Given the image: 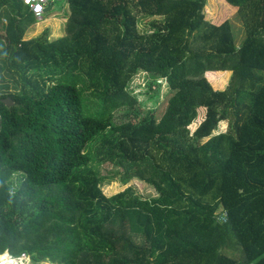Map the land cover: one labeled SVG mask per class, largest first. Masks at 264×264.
Returning <instances> with one entry per match:
<instances>
[{
  "label": "trees",
  "instance_id": "16d2710c",
  "mask_svg": "<svg viewBox=\"0 0 264 264\" xmlns=\"http://www.w3.org/2000/svg\"><path fill=\"white\" fill-rule=\"evenodd\" d=\"M207 1L65 0L62 35L25 39L32 13L0 0V253L264 264V0H216L211 18ZM229 7L245 29L238 45ZM140 16L161 18L139 31ZM140 71L155 76L148 99L165 80L159 116L128 89ZM132 176L156 195L103 191ZM230 241L237 253L225 252Z\"/></svg>",
  "mask_w": 264,
  "mask_h": 264
},
{
  "label": "rangeland",
  "instance_id": "374dc122",
  "mask_svg": "<svg viewBox=\"0 0 264 264\" xmlns=\"http://www.w3.org/2000/svg\"><path fill=\"white\" fill-rule=\"evenodd\" d=\"M52 3H53L52 8L43 14L44 19L41 21H36L32 23L31 25H29L27 29L25 30V32L23 33V38L27 39V38L36 36L40 34L45 28H47L49 31L48 32L49 39H53L64 33V22H65V18L68 12L67 4L65 0H52ZM225 9L226 11H229L227 15L229 17V21L231 24V30L234 35L235 44L238 45L245 35L244 25L242 23V20L239 18V16L234 13V9L230 7L225 8ZM217 10H218V5L216 3V0H208L205 6V10H204L206 18H211L213 15H215V12ZM160 18L161 16H155V17L140 16L137 20V28L139 31L148 30L150 28V21L153 19H157L158 21ZM194 63L195 62L193 61H188V66L189 67L195 66ZM193 75H196V72ZM214 75H215V78H216V75H217V78H220V79L222 78L223 83L219 85L217 82H212L213 87L216 89H223L226 87L228 83L231 72L228 71L227 74H225L226 76H224L222 72H215ZM152 77H155V76H153L150 73L140 71L133 76V78L129 82L128 89L131 93H133L134 95H137L138 102L141 104H145L146 108L154 107L156 115L159 116L162 113L167 103L169 91L167 89L165 80L160 78L159 81H162V83L160 84L158 98L156 99V101H154L153 99H148L147 94L145 93L146 88H147L146 82L148 79H151ZM120 114L121 112H117L116 116L119 117ZM227 125H228L227 120L220 121L218 125V131L225 130ZM97 167L100 169V172L104 174L112 172V169H113V166H110L109 164H106V163L97 164ZM129 186L132 188L134 193H136L138 196L142 198H150L156 195V192L152 186H150L145 181L135 176H132L130 180L125 184L116 180V181H111L108 184H103L102 188L106 194H112L118 191H122L123 189ZM217 213L218 215H220L219 214L220 208L217 210ZM232 242L233 241H230L228 243V246L224 247V250L227 254L237 253L236 246ZM31 264H37V263H33L31 261ZM38 264H51V263L48 261H45V262H39Z\"/></svg>",
  "mask_w": 264,
  "mask_h": 264
},
{
  "label": "built area",
  "instance_id": "2783aa9c",
  "mask_svg": "<svg viewBox=\"0 0 264 264\" xmlns=\"http://www.w3.org/2000/svg\"><path fill=\"white\" fill-rule=\"evenodd\" d=\"M29 9V11L32 13L34 19L36 21L43 20V14L45 13V6L48 5L49 0H21ZM52 5V4H51ZM219 220L225 221L226 219V213H222L219 215ZM0 264H15V262L21 263V261L30 260L29 254L26 252H23L19 255H14L9 253L8 251H4L3 253H0Z\"/></svg>",
  "mask_w": 264,
  "mask_h": 264
},
{
  "label": "water",
  "instance_id": "95a60500",
  "mask_svg": "<svg viewBox=\"0 0 264 264\" xmlns=\"http://www.w3.org/2000/svg\"><path fill=\"white\" fill-rule=\"evenodd\" d=\"M52 8V5L51 4H48L45 6V12L49 11L50 9ZM2 102L7 105V106H10L13 104V100L10 98V97H5L2 99Z\"/></svg>",
  "mask_w": 264,
  "mask_h": 264
},
{
  "label": "bare ground",
  "instance_id": "6f19581e",
  "mask_svg": "<svg viewBox=\"0 0 264 264\" xmlns=\"http://www.w3.org/2000/svg\"><path fill=\"white\" fill-rule=\"evenodd\" d=\"M0 258H3V257H0ZM31 264V261L30 260H26L25 262L24 261H21V263L19 262H15V264Z\"/></svg>",
  "mask_w": 264,
  "mask_h": 264
}]
</instances>
